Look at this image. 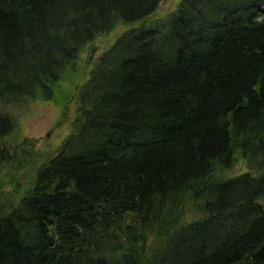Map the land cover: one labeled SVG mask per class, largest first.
I'll use <instances>...</instances> for the list:
<instances>
[{
    "label": "trees",
    "instance_id": "1",
    "mask_svg": "<svg viewBox=\"0 0 264 264\" xmlns=\"http://www.w3.org/2000/svg\"><path fill=\"white\" fill-rule=\"evenodd\" d=\"M163 1L0 0V264H264V0ZM58 94L19 185L3 109Z\"/></svg>",
    "mask_w": 264,
    "mask_h": 264
},
{
    "label": "rangeland",
    "instance_id": "2",
    "mask_svg": "<svg viewBox=\"0 0 264 264\" xmlns=\"http://www.w3.org/2000/svg\"><path fill=\"white\" fill-rule=\"evenodd\" d=\"M179 1L164 0L158 6L156 15L149 19L147 25H154V22L156 23L157 20L173 11ZM138 25L137 23L124 27L116 26L113 32L94 38L93 42L87 44L77 56L75 65L77 64L78 68L86 65V68L91 70L99 55L111 46L118 35L124 32L125 29ZM75 75H77V72L73 71L72 76ZM62 91H66L65 83H63ZM59 94L62 98L60 92ZM59 94L56 99L61 101ZM72 99L61 101V107L54 102H39L38 100L27 99L20 104L9 105L3 109L12 118L15 126L13 133L10 132L7 136L6 143L10 146L8 147L9 150L14 151V159L16 158L19 162L18 167L23 165L20 172L21 177L17 178L19 185L23 186L26 179L34 174L35 167L52 156L55 150L59 148L60 143L69 136L70 122L76 105ZM31 160H34L33 166L26 169L32 163ZM1 173L0 168V175Z\"/></svg>",
    "mask_w": 264,
    "mask_h": 264
},
{
    "label": "bare ground",
    "instance_id": "3",
    "mask_svg": "<svg viewBox=\"0 0 264 264\" xmlns=\"http://www.w3.org/2000/svg\"><path fill=\"white\" fill-rule=\"evenodd\" d=\"M255 206H257V208L260 209V210L262 209L261 204H259L258 202H255Z\"/></svg>",
    "mask_w": 264,
    "mask_h": 264
}]
</instances>
